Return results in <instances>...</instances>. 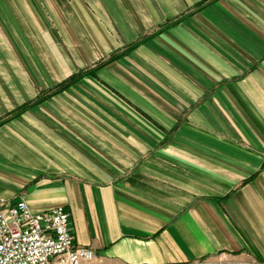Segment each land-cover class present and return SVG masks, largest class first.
<instances>
[{
  "label": "crops",
  "instance_id": "1",
  "mask_svg": "<svg viewBox=\"0 0 264 264\" xmlns=\"http://www.w3.org/2000/svg\"><path fill=\"white\" fill-rule=\"evenodd\" d=\"M0 199L89 264H264V0H0Z\"/></svg>",
  "mask_w": 264,
  "mask_h": 264
},
{
  "label": "built area",
  "instance_id": "2",
  "mask_svg": "<svg viewBox=\"0 0 264 264\" xmlns=\"http://www.w3.org/2000/svg\"><path fill=\"white\" fill-rule=\"evenodd\" d=\"M62 206L34 212L24 200L0 199V264H81L96 257L75 244Z\"/></svg>",
  "mask_w": 264,
  "mask_h": 264
},
{
  "label": "trees",
  "instance_id": "3",
  "mask_svg": "<svg viewBox=\"0 0 264 264\" xmlns=\"http://www.w3.org/2000/svg\"><path fill=\"white\" fill-rule=\"evenodd\" d=\"M80 73H77L75 75H72L70 76L68 79H66L65 81L59 83L57 86H56V90H60L62 88H64L67 84H69L70 82H72L76 77L79 76ZM40 99V98H39ZM38 100V98L36 99ZM22 109V107H21ZM21 109L17 110V112H19Z\"/></svg>",
  "mask_w": 264,
  "mask_h": 264
},
{
  "label": "rangeland",
  "instance_id": "4",
  "mask_svg": "<svg viewBox=\"0 0 264 264\" xmlns=\"http://www.w3.org/2000/svg\"><path fill=\"white\" fill-rule=\"evenodd\" d=\"M90 262H91V260H90ZM90 262L89 261H85V262H83L81 264H89ZM195 264H220V263H215L213 261H208V259H204V260L196 262ZM231 264H234V263H231Z\"/></svg>",
  "mask_w": 264,
  "mask_h": 264
}]
</instances>
